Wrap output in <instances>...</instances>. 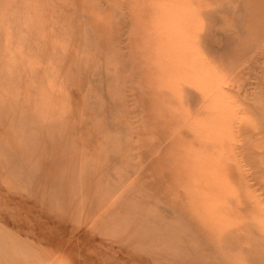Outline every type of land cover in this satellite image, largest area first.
<instances>
[{
  "label": "rangeland",
  "instance_id": "obj_1",
  "mask_svg": "<svg viewBox=\"0 0 264 264\" xmlns=\"http://www.w3.org/2000/svg\"><path fill=\"white\" fill-rule=\"evenodd\" d=\"M0 264H264V0H0Z\"/></svg>",
  "mask_w": 264,
  "mask_h": 264
}]
</instances>
